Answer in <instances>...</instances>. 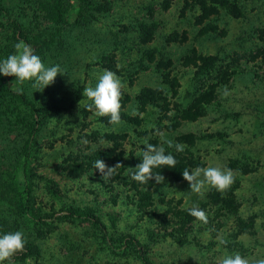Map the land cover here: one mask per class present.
<instances>
[{
  "label": "rangeland",
  "instance_id": "obj_1",
  "mask_svg": "<svg viewBox=\"0 0 264 264\" xmlns=\"http://www.w3.org/2000/svg\"><path fill=\"white\" fill-rule=\"evenodd\" d=\"M97 1L108 2L110 10L98 13L88 26H79L73 0L63 25V41L40 56L66 72L58 74L52 85L34 91L30 83L21 86L14 76L6 77L14 88L29 92L47 118L32 158L36 208L61 213L70 206L91 207L105 223L108 238L91 222L78 219L59 217L46 224L26 225L20 229L25 247L11 257L10 264H143L133 243L121 245L120 239L127 235L136 239L152 264H217L224 251L264 258V0L213 2L216 7L208 16L192 0ZM234 5L242 8L244 16L231 13ZM142 22L157 25L148 43L140 37ZM207 24L214 25V30L204 33ZM53 28L33 0L0 4L4 47L24 41L35 50V38L48 37ZM147 48L158 59L163 54L173 60L164 75L156 61L151 63L144 56ZM194 50L198 59L188 61ZM110 63L122 72L111 70ZM105 69L121 78L123 91L132 98L126 110L140 124L107 123L90 107L83 88L94 84L95 76ZM147 86L163 90L167 99L162 107L149 103L140 109L136 98ZM211 90L217 95L200 118L170 129L198 92ZM110 133L121 135L117 149L124 150L129 164L134 158L142 159L137 155L145 141L158 139L161 146V133L178 143L179 134H194L195 144L182 142L184 150L199 156L203 166L233 170L234 181L222 193L233 190L237 210L213 199L215 188L195 194L187 180H175L169 174L153 187L152 205L139 209L131 199L134 189L125 184L130 167L106 183L94 167L76 173L67 168L69 159L113 147ZM24 138V129L11 131L0 124V171L17 158ZM194 205L205 211L206 222L189 214L188 208ZM180 209L187 211L188 218L181 229L173 217ZM9 213L8 204L0 201V217ZM165 215L172 219L170 224ZM220 236L227 244L218 247Z\"/></svg>",
  "mask_w": 264,
  "mask_h": 264
},
{
  "label": "trees",
  "instance_id": "obj_2",
  "mask_svg": "<svg viewBox=\"0 0 264 264\" xmlns=\"http://www.w3.org/2000/svg\"><path fill=\"white\" fill-rule=\"evenodd\" d=\"M77 2L76 9V19L75 23L79 26H88L94 20H97L98 13L106 12L110 10V5L108 2L100 3L97 0H75ZM193 5L200 7L205 16H208L209 11L216 6L212 3H221L226 0H192ZM4 0H0V4L3 5ZM33 3L37 4L39 11L43 14L44 18L54 23V28L50 32L48 37L42 38L37 37L34 40L36 44L35 53L39 56H44L48 50H52L57 47V43L63 41L62 36L64 35L66 23V15L71 9L73 0H33ZM167 3V2H166ZM231 13L236 17L244 16V11L238 5H234L231 8ZM157 25L153 23L149 25L146 22L140 24V37L143 43H148L154 36ZM214 30V25L207 24L203 29V32H208ZM29 41V39H28ZM62 45V44H61ZM63 46V45H62ZM14 51V46L4 47L0 44V57H6L8 54ZM144 56H146L151 63L156 61V66L159 72H163L173 64L171 58H167L161 54L160 59L156 55V52L147 48L144 50ZM196 50L194 53L188 57V61H195L198 58ZM145 57H142L140 64L144 66ZM111 70L116 72H122L120 68H117L115 64L110 63L108 66ZM166 77H170V72L167 71ZM175 80V79H174ZM216 92L213 90L209 92L200 91L198 92L188 107L179 111V116L175 118L174 124L170 129H176L184 121H196L200 118L204 112L206 106L211 103L215 97ZM131 96L127 95L124 91L121 97V120L127 122H133L140 124L141 120L137 116H132L126 107L131 101ZM140 104V109L143 110L147 104L151 103L162 107V101H166L167 97L164 95L163 90L160 88H153L150 86L144 87L140 94L136 98ZM57 106V105H56ZM84 112L87 114L89 112V106L84 108ZM46 114L42 111L38 102L31 96L29 92H24L22 94L14 91V87L11 84V79L0 75V124L5 125L11 131H16L21 128L24 129L26 138H24V144L20 148L17 158L14 162L5 167L0 171V201L8 204L10 209L9 216L0 217V232L16 231L20 230L23 226L46 224L54 219L63 217L66 219H78L82 221H89L95 227L99 228L103 234L108 238V231L105 223L103 222L101 216L96 213V210L91 207H79L70 206L63 209L61 213H48L41 212L36 208L34 201V179L36 177V172L32 166L33 152L35 149L36 139L39 135L42 126L46 122ZM103 120L107 123L108 117H103ZM109 137L115 140L113 147L106 150H95L90 154H85L83 156L75 157L71 162L68 161L67 168L71 172L76 173L77 171H85L93 167V162L96 159H103L107 164L117 163V166L112 173L111 179L119 178L121 173L126 171L128 167V180L125 181L126 185H131L134 189V194L132 195V201L137 203L138 208L142 209L153 203V187L157 184L153 178L152 181L146 183H140L131 178L132 172L135 166L141 162L140 158H134L133 162L130 164L124 158V150L118 151V147H121V141L117 138H121V135L117 133H110ZM179 142H186L189 145H194L196 142V136L192 133L186 134L182 133L177 136ZM151 144L159 146L158 139H154ZM173 151L176 159L177 165L175 168H158L154 169L156 173H161V175L169 174L175 180H182L183 170L185 168L192 169L197 166H203L204 162L202 159L195 155L190 149H186L183 152ZM114 165L113 167H115ZM118 171H115L116 169ZM99 172V170H97ZM100 173V172H99ZM53 189V187H52ZM227 196H225V194ZM222 193L221 191H214L213 199H217V202H221L228 209L233 211L237 210V204L233 197V190ZM115 202H117L115 200ZM171 211V210H170ZM187 211L179 210L175 212L173 217L177 218V223L180 229L187 224ZM116 217H113V222L116 221ZM164 220L169 224L172 219L167 215L164 216ZM242 221V219H241ZM243 222V221H242ZM154 235V234H152ZM111 239V238H110ZM123 242L124 247L132 245L136 248L139 259L143 264H152L146 252L137 243L133 236L127 235L120 239ZM114 243V240L111 239ZM115 244V243H114ZM116 245V244H115ZM114 245V246H115ZM30 247V246H28ZM118 247V245H116Z\"/></svg>",
  "mask_w": 264,
  "mask_h": 264
},
{
  "label": "clouds",
  "instance_id": "obj_3",
  "mask_svg": "<svg viewBox=\"0 0 264 264\" xmlns=\"http://www.w3.org/2000/svg\"><path fill=\"white\" fill-rule=\"evenodd\" d=\"M66 73L64 68L58 63H45L42 58L35 53V50L26 42L18 41L14 44V51L6 57H0V75L14 76L15 81L21 86L26 82L31 84L34 91H43L52 85L58 74ZM123 82L116 72L105 69L95 76L92 85L83 88V96L90 101V107L95 109V114L99 117H108L110 124L119 125L121 123V97L123 94ZM19 94L24 92L23 87L14 88ZM229 94L225 89L224 95ZM163 144L156 146L145 141L143 150L137 155L141 157L131 178L140 183L152 181L156 183L164 181L161 173H156L154 169L175 168L177 159L173 151L183 152L184 144L174 142L161 133ZM163 145H166L167 148ZM119 166L109 167L103 159L99 158L93 162L95 170H99L102 180L106 183L112 177L113 170ZM183 178L189 182L190 191L201 194L207 188L212 187L223 192L234 181V173L231 168L220 166H197L192 169L183 170ZM188 212L200 221H207L205 211L194 205L188 208ZM218 247L227 244V240L220 236ZM26 243L25 234L20 231L0 232V264H5L18 251L24 249ZM247 247V245H245ZM217 264H264V258L250 259L242 255L239 251H224L217 258Z\"/></svg>",
  "mask_w": 264,
  "mask_h": 264
}]
</instances>
